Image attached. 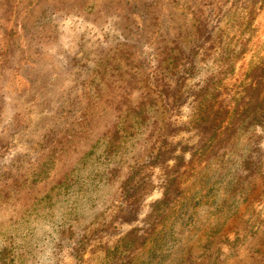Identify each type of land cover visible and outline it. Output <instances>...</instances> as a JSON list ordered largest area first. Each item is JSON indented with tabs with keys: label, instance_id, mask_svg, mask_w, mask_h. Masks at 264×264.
Here are the masks:
<instances>
[{
	"label": "rangeland",
	"instance_id": "374dc122",
	"mask_svg": "<svg viewBox=\"0 0 264 264\" xmlns=\"http://www.w3.org/2000/svg\"><path fill=\"white\" fill-rule=\"evenodd\" d=\"M262 66L254 0H0V264H264Z\"/></svg>",
	"mask_w": 264,
	"mask_h": 264
},
{
	"label": "trees",
	"instance_id": "16d2710c",
	"mask_svg": "<svg viewBox=\"0 0 264 264\" xmlns=\"http://www.w3.org/2000/svg\"><path fill=\"white\" fill-rule=\"evenodd\" d=\"M259 2L261 4H264V0H254V4L259 3ZM258 70L263 71V75H264V67L263 66L258 68V69H254V75L257 73ZM254 79H257V78L254 77ZM255 82L257 84L254 86V91H255V93H259V97H258L259 109H258V112L254 114V119H255V122H259L260 120H262V116H264V81H262L260 79L257 81L254 80V83Z\"/></svg>",
	"mask_w": 264,
	"mask_h": 264
}]
</instances>
